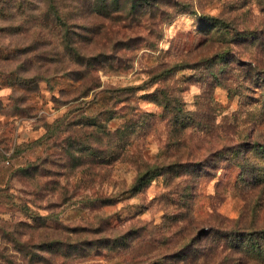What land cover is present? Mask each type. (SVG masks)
Here are the masks:
<instances>
[{"label":"rangeland","instance_id":"1","mask_svg":"<svg viewBox=\"0 0 264 264\" xmlns=\"http://www.w3.org/2000/svg\"><path fill=\"white\" fill-rule=\"evenodd\" d=\"M0 264H264V0H0Z\"/></svg>","mask_w":264,"mask_h":264},{"label":"trees","instance_id":"2","mask_svg":"<svg viewBox=\"0 0 264 264\" xmlns=\"http://www.w3.org/2000/svg\"><path fill=\"white\" fill-rule=\"evenodd\" d=\"M73 54H75V56H77L79 58V60L82 61L83 64L87 65V71H91L92 69L95 68L94 64L92 63V60L93 59H90V58H86L84 56H82L78 51H74L72 52ZM86 59V60H85ZM129 90L126 89L125 92H128ZM152 172V169L150 168L148 172H146L145 175H149L150 173ZM25 245V243H24ZM30 243H26L25 247L29 246ZM58 243L57 242H43V243H39L37 244V246L40 248V249H43L44 247L45 248H48V249H55L57 247Z\"/></svg>","mask_w":264,"mask_h":264}]
</instances>
